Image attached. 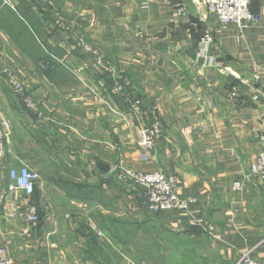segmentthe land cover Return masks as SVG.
I'll return each instance as SVG.
<instances>
[{"label": "crops", "instance_id": "0c3cea01", "mask_svg": "<svg viewBox=\"0 0 264 264\" xmlns=\"http://www.w3.org/2000/svg\"><path fill=\"white\" fill-rule=\"evenodd\" d=\"M9 1L0 70L37 105L0 73V242L14 264H232L244 252L264 264V185L249 175L264 135V0L241 35L203 0ZM153 107L162 133L145 153ZM23 165L38 174L28 196L8 190L9 168ZM120 166L175 174L188 211L149 212ZM29 205L37 223L16 215Z\"/></svg>", "mask_w": 264, "mask_h": 264}, {"label": "built area", "instance_id": "2783aa9c", "mask_svg": "<svg viewBox=\"0 0 264 264\" xmlns=\"http://www.w3.org/2000/svg\"><path fill=\"white\" fill-rule=\"evenodd\" d=\"M254 0H203L209 13L215 20L222 24H232L237 27L240 35L248 26L257 24V16L250 10V4ZM4 3H10L8 0H3ZM178 14L183 15V10H179ZM61 27H66L65 23L58 24ZM210 41L209 34L204 32L200 42L205 47ZM94 53V64L97 68H104L106 62L103 56L97 52ZM7 83L12 89L15 97L22 102L30 111H37V105L32 100V97L27 94L25 85L15 75L4 69ZM122 85H115L114 92H122ZM231 96H236L235 92H231ZM256 98V96H254ZM138 100L132 101V106L138 105ZM158 110L153 107V119L145 124L139 131L138 144L149 152L155 146L157 139L162 133L161 125L157 119ZM10 132V123L7 119L0 120V158L4 155L6 138ZM120 178L130 180L140 186L144 190V206L153 213L158 214L168 209H179L184 212L188 211L187 198H182L178 195L177 178L173 173L164 171H136L125 166L117 168ZM249 175L256 178L264 185V135L259 137V149L256 153L254 162L249 168ZM10 182L8 184L9 191H20L25 195H31L35 191L38 182V174L28 166L11 167L8 170ZM233 190H239L242 187V180H236L232 183ZM19 217L27 218L31 223H37L39 216L35 205H29L25 209H21L16 214ZM12 216V215H11ZM0 264H14V260L8 251L7 246L0 242ZM236 264H262L258 259H255L248 252L240 255Z\"/></svg>", "mask_w": 264, "mask_h": 264}, {"label": "rangeland", "instance_id": "374dc122", "mask_svg": "<svg viewBox=\"0 0 264 264\" xmlns=\"http://www.w3.org/2000/svg\"><path fill=\"white\" fill-rule=\"evenodd\" d=\"M9 1V0H8ZM1 2H3V0H1ZM10 2V1H9ZM4 3V2H3ZM4 4H8V3H4ZM9 5H10V3H9ZM251 10V9H250ZM252 11V10H251ZM257 16V15H256ZM257 21H258V17H257ZM91 49V48H90ZM92 50V49H91ZM93 51V50H92ZM9 85V84H8ZM27 92V91H26ZM14 94V93H13ZM27 94H29L28 92H27ZM30 95V94H29ZM14 96H15V94H14ZM195 252H196V250L195 251H193V252H191V253H189V254H195ZM194 256H196V255H194ZM185 259V262H183V263H178V264H207V262H205L204 260L202 261V259H201V257L199 256H197L196 257V260L195 261H193L192 259H193V257H186V258H184ZM191 259V260H190ZM169 264H177V263H169ZM232 264H236V261L235 262H233Z\"/></svg>", "mask_w": 264, "mask_h": 264}]
</instances>
